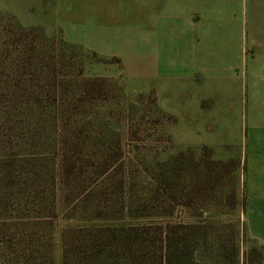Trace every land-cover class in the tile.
Masks as SVG:
<instances>
[{"label": "rangeland", "instance_id": "obj_1", "mask_svg": "<svg viewBox=\"0 0 264 264\" xmlns=\"http://www.w3.org/2000/svg\"><path fill=\"white\" fill-rule=\"evenodd\" d=\"M0 41L37 131L0 140V264L160 255L168 225L195 264H264V0H0Z\"/></svg>", "mask_w": 264, "mask_h": 264}, {"label": "trees", "instance_id": "obj_2", "mask_svg": "<svg viewBox=\"0 0 264 264\" xmlns=\"http://www.w3.org/2000/svg\"><path fill=\"white\" fill-rule=\"evenodd\" d=\"M1 42V41H0ZM16 114V111L9 109V111H5V108L2 110L0 109V116H1V120H0V140H3V142H5L6 139H8V137H13L15 135H30V134H34V132L36 133L37 131L35 130V128H33V126H31L30 124H18L17 127L13 125V128H11L12 126L9 125V120H13ZM13 122V121H12ZM60 141V139H59ZM61 143V142H60ZM19 144V148L21 149H17L18 145L16 144V147L14 148H8L6 147L3 143L0 144V150H3L2 153L5 152H11V151H19V155L21 156L22 154L20 152L22 151V142L18 143ZM46 142H44L42 144L43 147V151H38L35 152L34 154H30L28 153V156L30 157L31 155H33L34 157H40L41 162L46 160V156L48 155V153H46ZM41 146V145H39ZM41 147V148H42ZM12 149V150H10ZM37 150V149H34ZM40 150V148L38 149ZM8 155V153H7ZM27 155V154H26ZM59 158L61 159H58ZM8 157V156H7ZM26 157H19V160H17L16 165H18L19 167L18 170L20 171H24V168H26L25 166L29 167L31 166L33 168V173H37L36 171V166L32 165L31 163L26 161ZM49 165V169H50V180H53L56 182V180H58L59 182L64 180V176L66 175V160L63 159L62 156L57 155L54 159L52 158L51 161L46 160L45 165L47 164ZM52 168V170H51ZM53 172V173H51ZM175 227L172 225H168L167 229L164 232V236L162 238V245H161V249H160V255H157V253H155L154 255L149 253L148 251H142L143 252H132L131 255H129L128 257H126L124 259V263L122 262V260H120L118 257H116V255L110 253H105L106 255H99L98 253L92 252L89 256V259H86L87 261H85L84 259H79L77 261H72L69 260L68 255L66 254L64 257V264H72L73 262H78L79 264H195L193 261V253L191 254V252L188 251V241L187 239L185 241H183V239H179L177 236H175ZM218 257L217 260L219 259H224L227 261H231L232 264L237 263V259H238V254L237 251L235 250L233 253V257L230 254L229 256H225L222 252H218V254H216ZM233 258V259H232Z\"/></svg>", "mask_w": 264, "mask_h": 264}, {"label": "crops", "instance_id": "obj_3", "mask_svg": "<svg viewBox=\"0 0 264 264\" xmlns=\"http://www.w3.org/2000/svg\"><path fill=\"white\" fill-rule=\"evenodd\" d=\"M248 206H249V205H248ZM247 210H248V207H247ZM247 221H248V216H247ZM248 225H249V223H248ZM249 230H250V226H249ZM250 233H251V230H250ZM251 236H252L254 239L258 240L256 237H254V236L252 235V233H251ZM258 242L264 245V243L260 242L259 240H258Z\"/></svg>", "mask_w": 264, "mask_h": 264}]
</instances>
